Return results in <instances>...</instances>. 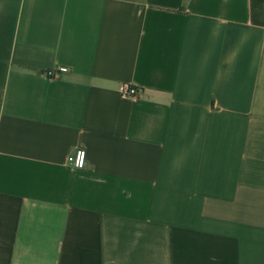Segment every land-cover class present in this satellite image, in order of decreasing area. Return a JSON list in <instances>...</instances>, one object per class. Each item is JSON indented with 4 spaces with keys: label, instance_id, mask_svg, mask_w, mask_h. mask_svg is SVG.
<instances>
[{
    "label": "crops",
    "instance_id": "obj_1",
    "mask_svg": "<svg viewBox=\"0 0 264 264\" xmlns=\"http://www.w3.org/2000/svg\"><path fill=\"white\" fill-rule=\"evenodd\" d=\"M0 264H264V0H0Z\"/></svg>",
    "mask_w": 264,
    "mask_h": 264
},
{
    "label": "built area",
    "instance_id": "obj_2",
    "mask_svg": "<svg viewBox=\"0 0 264 264\" xmlns=\"http://www.w3.org/2000/svg\"><path fill=\"white\" fill-rule=\"evenodd\" d=\"M67 71V68L64 66L57 67L55 69H51L47 71V75L49 77H56L61 72ZM119 93L123 97H132L138 98L143 94V89L137 85L121 83L118 87ZM69 163L75 168H82L85 165L86 161V151L83 148L77 149L74 153L69 156Z\"/></svg>",
    "mask_w": 264,
    "mask_h": 264
}]
</instances>
